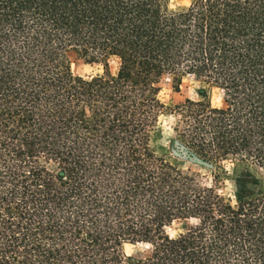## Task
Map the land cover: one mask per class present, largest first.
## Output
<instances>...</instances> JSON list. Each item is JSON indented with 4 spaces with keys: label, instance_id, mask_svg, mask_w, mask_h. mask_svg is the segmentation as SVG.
<instances>
[{
    "label": "trees",
    "instance_id": "trees-1",
    "mask_svg": "<svg viewBox=\"0 0 264 264\" xmlns=\"http://www.w3.org/2000/svg\"><path fill=\"white\" fill-rule=\"evenodd\" d=\"M185 75L222 105H166ZM162 113L210 184L158 153ZM0 264H264V0H0Z\"/></svg>",
    "mask_w": 264,
    "mask_h": 264
},
{
    "label": "rangeland",
    "instance_id": "rangeland-1",
    "mask_svg": "<svg viewBox=\"0 0 264 264\" xmlns=\"http://www.w3.org/2000/svg\"><path fill=\"white\" fill-rule=\"evenodd\" d=\"M189 0H168V7L175 9L187 5ZM109 69L114 72L116 63L112 60L109 61ZM71 71L74 75L90 76L100 74L102 72V65L95 62H87L82 58L76 57L73 53L70 54ZM159 96L166 105H173L182 101L184 98L198 99L200 95H205L212 105H222L221 93L213 86H209L201 79H197L192 75L182 76L178 85V90L175 91L171 87V81L165 78L160 83ZM174 124V116L162 113L157 122V127L153 134V144L158 153L167 157L172 162L181 165L182 168L190 169L199 173L203 184H210L213 173L217 169L213 165L202 162L196 158H188L184 155L176 154L172 148L173 132L172 126ZM222 167L226 172V176L222 179L219 187L223 193H231L233 191V177L238 168L230 160L222 162ZM185 223L176 221L166 228V232L170 236L181 232ZM123 250L127 254L142 255L147 252L148 247L143 244H125Z\"/></svg>",
    "mask_w": 264,
    "mask_h": 264
}]
</instances>
